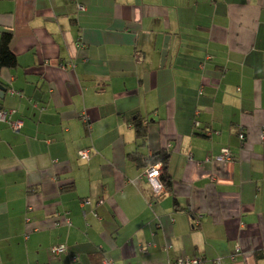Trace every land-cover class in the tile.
Here are the masks:
<instances>
[{
  "label": "crops",
  "instance_id": "crops-1",
  "mask_svg": "<svg viewBox=\"0 0 264 264\" xmlns=\"http://www.w3.org/2000/svg\"><path fill=\"white\" fill-rule=\"evenodd\" d=\"M4 33L0 264H264V0H0Z\"/></svg>",
  "mask_w": 264,
  "mask_h": 264
},
{
  "label": "built area",
  "instance_id": "built-area-1",
  "mask_svg": "<svg viewBox=\"0 0 264 264\" xmlns=\"http://www.w3.org/2000/svg\"><path fill=\"white\" fill-rule=\"evenodd\" d=\"M77 9L82 10L83 7L77 5ZM11 114L12 112L10 111H4L0 109V122L7 124L13 130V132L18 133L21 128L22 122L20 120H15V121L12 120ZM83 120L85 121V118H83ZM194 126L198 127V124L195 122ZM237 137L239 141L243 142L244 136L242 133H239ZM262 139H264L263 134H262ZM77 154L78 157H80L83 160L89 159V152L87 150H81ZM232 160H233V155L228 148H222L218 156L214 158V161L216 163H221V164L230 162ZM161 173H162V166L160 163L149 165L148 167L145 168L143 172V177L146 179L147 183L151 188L153 199L159 198L164 193L165 190L160 180ZM100 204L101 202H98V205ZM89 205H90L89 200H83L80 203L81 207H85ZM51 251L54 255H59L64 253L65 249L63 247H58V248H53ZM236 251L238 252V248H236ZM200 263L201 260L199 258H193V259L184 258L177 260L174 264H200ZM101 264H111V261L107 259H103L101 261ZM213 264H225V263L221 259H216L213 262Z\"/></svg>",
  "mask_w": 264,
  "mask_h": 264
},
{
  "label": "trees",
  "instance_id": "trees-1",
  "mask_svg": "<svg viewBox=\"0 0 264 264\" xmlns=\"http://www.w3.org/2000/svg\"><path fill=\"white\" fill-rule=\"evenodd\" d=\"M11 41V34L4 33L0 37V69L2 68H13L16 66V60L14 55L11 53L9 49V43ZM132 125L134 128L135 140L138 144V147L142 146L145 142V138L147 135V128L142 124V121L138 118L132 121ZM238 136V135H237ZM244 136V135H243ZM131 160L140 164L144 162L145 168L149 165H153L156 163H160L162 166V173L160 180L165 188L164 192L170 187V178L166 172V165L168 161V154L164 150H160L152 153L148 158H140L138 153L130 155ZM101 264V261H100Z\"/></svg>",
  "mask_w": 264,
  "mask_h": 264
},
{
  "label": "water",
  "instance_id": "water-1",
  "mask_svg": "<svg viewBox=\"0 0 264 264\" xmlns=\"http://www.w3.org/2000/svg\"><path fill=\"white\" fill-rule=\"evenodd\" d=\"M167 42H168V38H165L164 39V44H163V51H162V54H161V65H163L164 64V61H165L166 50H167ZM0 91L2 92L3 89L0 88Z\"/></svg>",
  "mask_w": 264,
  "mask_h": 264
}]
</instances>
